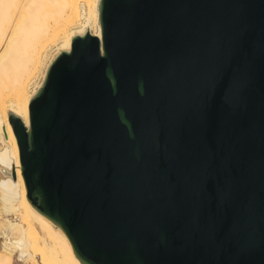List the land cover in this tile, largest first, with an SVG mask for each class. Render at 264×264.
Wrapping results in <instances>:
<instances>
[{"label":"water","instance_id":"water-1","mask_svg":"<svg viewBox=\"0 0 264 264\" xmlns=\"http://www.w3.org/2000/svg\"><path fill=\"white\" fill-rule=\"evenodd\" d=\"M9 115L29 202L84 264H264V0H100Z\"/></svg>","mask_w":264,"mask_h":264},{"label":"bare ground","instance_id":"bare-ground-1","mask_svg":"<svg viewBox=\"0 0 264 264\" xmlns=\"http://www.w3.org/2000/svg\"><path fill=\"white\" fill-rule=\"evenodd\" d=\"M99 1L0 0V264H84L61 227L27 199L8 116L28 132L29 102L52 61L76 36L100 38Z\"/></svg>","mask_w":264,"mask_h":264},{"label":"rangeland","instance_id":"rangeland-1","mask_svg":"<svg viewBox=\"0 0 264 264\" xmlns=\"http://www.w3.org/2000/svg\"><path fill=\"white\" fill-rule=\"evenodd\" d=\"M85 7H86V11H89V3H87V4L85 5ZM9 217H10V218H13V215H10ZM36 226H37V228L39 229L41 235L46 239V236H45L43 230L39 227L38 224H36ZM3 240H4V238H3V237H0V245H2ZM46 240H47V239H46Z\"/></svg>","mask_w":264,"mask_h":264}]
</instances>
